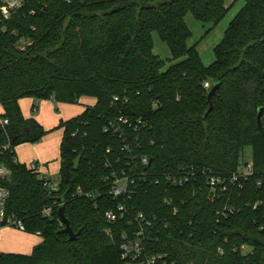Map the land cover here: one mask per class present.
Listing matches in <instances>:
<instances>
[{
	"label": "trees",
	"instance_id": "obj_1",
	"mask_svg": "<svg viewBox=\"0 0 264 264\" xmlns=\"http://www.w3.org/2000/svg\"><path fill=\"white\" fill-rule=\"evenodd\" d=\"M22 1L10 18L0 12V104L9 119L0 128V148L8 137L16 147L38 142L47 132L24 116L23 98L73 104L91 96L96 103L58 125L64 129L58 192L18 161L15 149L0 153V163L11 170L3 183L10 190L7 212L26 232L42 237L31 254L1 252L0 264H129L120 248L128 222L106 218L119 200L104 195L93 202L76 192L105 193L106 150L116 155L125 139L136 138L141 146L135 155L150 157L157 171L188 165L228 178L247 146L254 163V174L231 198H209L202 178L184 187L139 189L129 205L171 225L158 227L159 242H151L146 254H166L167 264H264V112L260 126L257 120L264 109V0H243L210 65L197 44L188 45L186 15L214 27L239 0L231 6L225 0ZM154 32L170 48L168 67L154 52ZM205 82H220L208 114L211 87ZM119 111L142 119L145 127L126 129L125 139L106 132ZM166 197L173 198L171 205ZM62 205L73 230H82L74 241L59 218Z\"/></svg>",
	"mask_w": 264,
	"mask_h": 264
},
{
	"label": "built area",
	"instance_id": "obj_2",
	"mask_svg": "<svg viewBox=\"0 0 264 264\" xmlns=\"http://www.w3.org/2000/svg\"><path fill=\"white\" fill-rule=\"evenodd\" d=\"M0 12L4 19L10 16L22 7V0H0ZM20 44H27V41L21 40ZM205 87H211L210 82H205ZM119 100L118 96L113 98L114 102ZM126 102V101H125ZM36 111V108H35ZM119 116L109 121L105 127L106 132H112L120 138H127L126 129L133 132H139L145 127V122L142 119L137 121L132 120L129 116H123L119 111ZM5 110L0 104V128L6 129L9 124V119L4 115ZM79 130L73 133V136L79 134ZM139 139L124 140L120 151L116 154L113 148L106 150L108 156L104 161V166L109 170V173L104 177L103 181L106 183L107 191L103 192H85L81 188L77 189L78 196H86L93 202L97 198L108 195L113 199L119 200L116 209H109L106 211V218L114 223L117 221L126 220L130 228L129 231L122 235L123 242L121 244V251L123 258L128 259L129 264H167L166 254L153 253L146 254L151 242H159L157 231L159 228L165 230L171 229L170 222L167 218L159 219L157 215L147 216L142 211H137L134 205L129 203L135 198L137 192L144 186H164L170 187H184L189 183L197 184L199 178L204 180V184L210 188L209 198H220L222 194L228 193L230 198L236 189L242 187L243 181L248 180L254 174V163L252 158L245 159L238 165L237 170L230 177L215 176L211 170L197 169L194 166L179 165L171 168L164 166L163 169L157 171L151 161L150 157L142 156L137 158L134 151L136 147H140ZM12 140H8L0 148V153L7 150H14ZM110 154V155H109ZM28 168L39 171L40 163L31 162L27 164ZM41 174V172L39 171ZM44 186L52 191L58 192L60 188V176L57 178L44 177ZM11 170L3 163H0V228L12 227L20 231H25V225L14 215L7 212V202L10 196V190L3 185L4 182L10 181ZM168 205L173 203L172 197L164 199ZM97 204V203H96ZM132 206V207H129ZM53 206H48L43 210V213L50 216L53 212ZM227 207V206H226ZM176 208L174 212L176 213ZM235 211L234 207L228 209V212ZM225 211V215H228ZM160 225V226H158ZM159 227V228H158ZM173 264V263H172Z\"/></svg>",
	"mask_w": 264,
	"mask_h": 264
},
{
	"label": "rangeland",
	"instance_id": "obj_3",
	"mask_svg": "<svg viewBox=\"0 0 264 264\" xmlns=\"http://www.w3.org/2000/svg\"><path fill=\"white\" fill-rule=\"evenodd\" d=\"M233 0H225V3L227 6H231ZM244 1L239 0L237 1L233 6H231L230 10L228 11L227 15L216 25L213 27L212 23L208 22H202L198 19H196L191 13H188L186 15V23L190 27L192 31V36L188 40V45L192 46L197 44L198 51L203 59V62L205 65H210L215 60V54L214 49L215 47L220 43V41L224 37V32L227 29L230 21L233 19V17L237 14V12L243 7ZM153 39H154V52L158 56H160L163 60L167 62V67L169 66V60L172 58V54L170 51L169 46L165 41L161 39L159 34L157 32L153 33ZM33 103L36 104L35 107H32L35 111V108L37 107V104L39 101L33 99ZM21 106L25 111L31 112V99L30 98H23L21 101ZM95 103V97L91 96H84L80 98V100L77 103H61L57 101H53L52 104L54 108L52 109L51 106L48 104V106L44 107V103L41 102L38 104L40 109L39 118L47 117L48 121L58 118V116L64 112L65 109H67L68 112H73V110H78L81 106L85 105H91ZM31 108V109H30ZM53 111V112H52ZM43 112V113H42ZM34 115V113H33ZM37 116V117H38ZM36 120L35 117H32ZM45 124V123H44ZM46 126L48 124H45ZM51 137L49 131L46 132V134L38 141L39 146L45 147L48 146L47 142L49 138ZM26 144L28 142H25ZM23 144V143H21ZM18 144L16 146L17 154L20 157V161L22 162H29L30 158L26 157V155L30 157L31 155V148L28 145H23L19 147ZM252 154V148L250 146H247L245 148V159L250 160ZM25 155V156H24ZM32 157V156H31ZM57 177L60 176L59 172L56 174ZM0 239L1 242L5 241V236L3 233L0 232Z\"/></svg>",
	"mask_w": 264,
	"mask_h": 264
},
{
	"label": "crops",
	"instance_id": "obj_4",
	"mask_svg": "<svg viewBox=\"0 0 264 264\" xmlns=\"http://www.w3.org/2000/svg\"><path fill=\"white\" fill-rule=\"evenodd\" d=\"M30 99H31V103H30L31 108L35 107L36 104L33 103L34 100L32 98ZM35 100L39 101L38 104L43 102L44 107L48 106L49 104L52 109L54 108L52 104L54 99H46V100L35 99ZM20 101H19L20 107L22 109L24 116L26 118L35 117L36 120L44 127V129L46 131H49L51 137L47 142L48 146L45 147L39 146V142H35V143L28 142L27 144L23 143L19 145V147L23 145H28L31 148L30 157L29 155L28 156L26 155V157L30 158L29 162L20 161V157L18 156L19 154H17V150L15 149L16 157L18 161L26 164H29L31 162H39L40 163L39 171L44 177L57 178L56 174H58V172L60 174L61 143L64 136V129L58 128V125L61 120H69L81 114L88 104L87 105L84 104V106H81L78 110H73V112H68L67 109H65L64 112L58 116V118H54L49 122L47 117L39 118L38 115L41 112L40 111L41 107H39L38 104L36 107V111H34L33 108L32 109L30 108L32 112V114L30 115V112L25 111L22 108ZM95 103H96V99H95ZM44 123L48 125L46 126ZM0 232L3 233L5 236L4 242H1L0 239V253L12 252V253L31 254L34 246H36L42 241V237L38 234L29 233L26 231H20L12 227H2L0 228Z\"/></svg>",
	"mask_w": 264,
	"mask_h": 264
},
{
	"label": "water",
	"instance_id": "obj_5",
	"mask_svg": "<svg viewBox=\"0 0 264 264\" xmlns=\"http://www.w3.org/2000/svg\"><path fill=\"white\" fill-rule=\"evenodd\" d=\"M220 86V82H214L213 85L211 86V88L208 91V103H209V109L207 111V114L211 111L212 107H213V102H212V98L214 96V94L216 93L217 89ZM263 112L264 109L263 107L259 108L258 113H257V120H258V124L259 126L261 125V118L263 116ZM59 218L61 220V222L64 224V231L69 235V238L71 241H74L78 238V236L81 234L82 230H79L78 232H75L73 230V227L71 225L70 220L66 217L65 213H64V206H60L59 208Z\"/></svg>",
	"mask_w": 264,
	"mask_h": 264
}]
</instances>
